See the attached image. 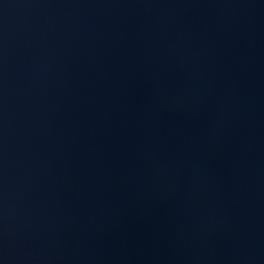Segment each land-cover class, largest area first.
<instances>
[{
	"label": "water",
	"instance_id": "obj_1",
	"mask_svg": "<svg viewBox=\"0 0 264 264\" xmlns=\"http://www.w3.org/2000/svg\"><path fill=\"white\" fill-rule=\"evenodd\" d=\"M0 264H264V0H0Z\"/></svg>",
	"mask_w": 264,
	"mask_h": 264
}]
</instances>
